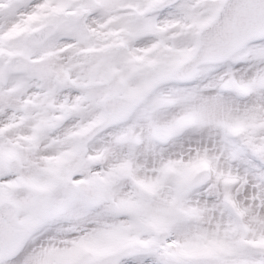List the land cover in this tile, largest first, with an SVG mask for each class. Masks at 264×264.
<instances>
[{"label":"rangeland","instance_id":"obj_1","mask_svg":"<svg viewBox=\"0 0 264 264\" xmlns=\"http://www.w3.org/2000/svg\"><path fill=\"white\" fill-rule=\"evenodd\" d=\"M156 1L0 0V127L16 124L0 133V203L14 204L18 221L34 228L0 264H88L130 240L160 251L123 264H264V38L201 65L187 83L168 81L225 0H180L152 12ZM48 25L55 33L29 47L27 37ZM100 33L102 42L89 40ZM13 55L31 69L11 72ZM112 95L139 102L83 145L80 132ZM40 98L46 114L29 117L24 108L41 107ZM156 127L169 132L167 143L154 139ZM68 134L74 146L59 141ZM53 154L54 169L38 161ZM11 159L18 173L8 170ZM202 165L205 179L194 187ZM38 189L49 200L34 218Z\"/></svg>","mask_w":264,"mask_h":264},{"label":"water","instance_id":"obj_2","mask_svg":"<svg viewBox=\"0 0 264 264\" xmlns=\"http://www.w3.org/2000/svg\"><path fill=\"white\" fill-rule=\"evenodd\" d=\"M179 0H160L151 7L153 12L163 11L176 4ZM55 32V27L48 25L32 33L27 42L31 47L43 44ZM264 37V0H226L217 16L200 31V46L195 55L181 63L168 77V80L189 82L194 78L197 69L205 63H220L239 51L247 43ZM10 69L23 72L29 69V62L20 56H14L10 61ZM259 86L264 89V79ZM227 88H232L228 85ZM139 98L112 96L105 99V115L97 123L81 134L83 144L90 142L103 130L123 122L131 115L137 106ZM155 139L167 142L170 135L167 131L155 128ZM21 167L16 160L9 162V171L18 173ZM205 172L197 174L193 186L201 184ZM144 201H149L152 195L142 192ZM49 200V192L40 189L36 193L35 208L41 217ZM18 212L10 202L0 204V261L14 257L30 236L33 227L29 223L17 221ZM159 247L153 243L140 244L132 241L121 245L118 249L102 254L90 264H120L136 255L159 252Z\"/></svg>","mask_w":264,"mask_h":264},{"label":"bare ground","instance_id":"obj_3","mask_svg":"<svg viewBox=\"0 0 264 264\" xmlns=\"http://www.w3.org/2000/svg\"><path fill=\"white\" fill-rule=\"evenodd\" d=\"M26 32V31H25ZM24 31H23V33H25ZM99 37V38H98ZM104 34H102V33H100V35L99 36H91V37H89V40L90 41H93V40H95L96 42H102L103 40H104ZM116 39V38H115ZM117 41V40H116ZM116 41H115V43H116ZM109 42V41H108ZM52 45V44H51ZM54 48V47H53ZM167 48H171V45L170 44H168L167 45ZM55 49H57V48H55ZM61 53H59V51L57 52V54H56V56L58 57V56H61L60 55ZM38 95V94H37ZM36 95V96H37ZM37 103H39V105L42 107H39V106H31V105H29V107H25L24 109L25 110H28V114L30 115L29 117H31V116H33V115H31V114H34V113H39V112H42L43 114H46V111L47 110H45V111H41V109H43L44 108V105L43 104H45L44 102H43V100H42V98H40V101H37ZM36 103V104H37ZM81 104H83V103H81ZM27 106H28V104H27ZM16 111H17V109H16ZM73 115H74V118H75V120L74 121H78V116H79V113H77V112H75V113H72ZM17 124H19V122L17 123ZM22 124V123H21ZM14 127H16V124H15V122H12V123H9V124H6V125H4V126H2V127H0V133H7V132H9L10 130H12V129H14ZM47 127H48V125L46 126V124H43L39 129L41 130V131H43V132H46V130H47ZM49 131V130H48ZM43 132H40V133H43ZM1 135H4V134H1ZM0 135V136H1ZM48 136V135H47ZM47 141L49 140L50 142H46V141H44V143H46V144H48L47 145V147L48 148H53V144H55L54 142H52L51 143V138H49V137H47V138H45ZM44 139V140H45ZM53 140V139H52ZM53 141H55V140H53ZM59 141H63L64 143H66V145H69L71 142H73V146H74V143H75V141L77 142V136H72V135H69L68 134V136L66 135V137L65 138H63V140H59ZM0 146H2V145H5V143L3 142V141H1L0 140ZM77 154V153H76ZM52 157H50L49 158V162H48V160H45V159H43V161H42V159L41 158H38V161L39 162H43V164H45V165H48V164H50V168H56V166H57V158L55 157V155L53 154V155H51ZM115 172H117V171H115ZM91 174V176H90V178L92 179V181H93V184H95V182H94V174L93 173H90ZM92 181H90V182H92ZM181 222H183V221H180L179 223H181ZM221 251H220V253L221 254H223V255H228V250L226 249V248H221L220 249Z\"/></svg>","mask_w":264,"mask_h":264}]
</instances>
